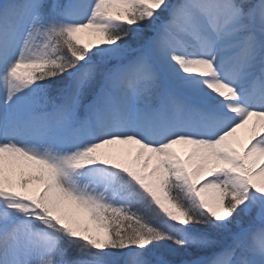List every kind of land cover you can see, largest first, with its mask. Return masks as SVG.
<instances>
[{"label":"snow or ice","instance_id":"obj_1","mask_svg":"<svg viewBox=\"0 0 264 264\" xmlns=\"http://www.w3.org/2000/svg\"><path fill=\"white\" fill-rule=\"evenodd\" d=\"M0 264H264V0H0Z\"/></svg>","mask_w":264,"mask_h":264}]
</instances>
